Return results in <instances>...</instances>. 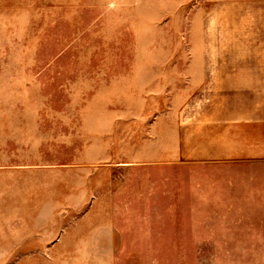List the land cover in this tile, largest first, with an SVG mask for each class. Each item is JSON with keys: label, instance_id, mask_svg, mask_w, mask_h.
Masks as SVG:
<instances>
[{"label": "rangeland", "instance_id": "obj_1", "mask_svg": "<svg viewBox=\"0 0 264 264\" xmlns=\"http://www.w3.org/2000/svg\"><path fill=\"white\" fill-rule=\"evenodd\" d=\"M260 117L264 0H0V264H264V170L180 162Z\"/></svg>", "mask_w": 264, "mask_h": 264}, {"label": "crops", "instance_id": "obj_2", "mask_svg": "<svg viewBox=\"0 0 264 264\" xmlns=\"http://www.w3.org/2000/svg\"><path fill=\"white\" fill-rule=\"evenodd\" d=\"M216 127L210 134L203 135L200 146L198 143L197 147H202L203 151L190 154L191 157L181 155L180 162L211 164L215 167L238 166L250 173L243 175L246 191V184L251 182V177L254 178L252 171L258 167L264 170V117L220 120ZM238 177L241 178V174H237Z\"/></svg>", "mask_w": 264, "mask_h": 264}]
</instances>
